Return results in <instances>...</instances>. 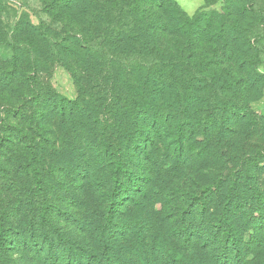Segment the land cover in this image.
<instances>
[{
	"label": "trees",
	"instance_id": "16d2710c",
	"mask_svg": "<svg viewBox=\"0 0 264 264\" xmlns=\"http://www.w3.org/2000/svg\"><path fill=\"white\" fill-rule=\"evenodd\" d=\"M51 1L73 29L55 37L43 24L26 28L48 54L72 53L101 79V95L90 96L100 103L112 191L100 215L85 213L72 233L57 229L54 243L39 228L44 263L264 264V148L248 158L264 124L250 108L264 90V30L256 31L264 11L256 1L225 0L219 13L193 18L171 0ZM204 20L218 21L206 35ZM26 148L36 163L41 151ZM79 152L77 175L94 172L97 157ZM207 168L213 179L203 177ZM169 176L190 205L155 215L139 198L150 204L164 188L159 178L170 183ZM25 238L19 219L10 227L0 217V262Z\"/></svg>",
	"mask_w": 264,
	"mask_h": 264
},
{
	"label": "rangeland",
	"instance_id": "374dc122",
	"mask_svg": "<svg viewBox=\"0 0 264 264\" xmlns=\"http://www.w3.org/2000/svg\"><path fill=\"white\" fill-rule=\"evenodd\" d=\"M171 1L185 16L193 18L208 9L219 13L225 0ZM255 1L257 8L264 11V0ZM207 22H202L207 26L204 35L218 24L217 20ZM38 24H43L55 37H65L73 29L71 21L59 13L51 0H0V217L10 227L16 226L19 219L25 229L24 243L28 245L22 247L24 243L19 242L14 248L10 246L0 264H46L43 259L49 255L36 252L45 244L39 228L44 227L54 243L58 239L53 234L57 229L72 233L85 213L100 215L106 195L112 191L108 160L102 154L105 129L101 128L100 103L94 104L90 96L91 92L101 95L102 85L95 80L101 79L86 74L72 53L66 51L60 57L48 54L32 30L26 28ZM261 29L264 26L256 31ZM204 35L195 45L201 52L208 48V35ZM259 71L264 74V67H259ZM250 108L257 118L264 117V90ZM262 126L248 148L249 159L257 157L256 153L264 148ZM18 131L25 137L17 136ZM30 142L41 151L36 163H31L26 148ZM82 148L90 149L89 157L94 154L99 164L94 172L80 176L77 170ZM259 165L262 168L263 164ZM167 166L164 164V169ZM209 170L203 172V177L213 179ZM169 177L170 183L165 182L168 177L159 178L164 188H159L157 194L153 192L150 204L148 198H139L147 211L155 215L165 211L174 214V210L190 205L189 198L175 190L174 180ZM152 186H148V191ZM33 224L34 230L30 228Z\"/></svg>",
	"mask_w": 264,
	"mask_h": 264
}]
</instances>
